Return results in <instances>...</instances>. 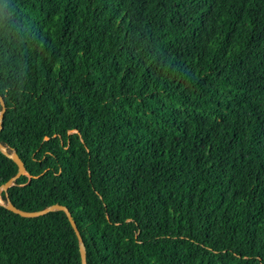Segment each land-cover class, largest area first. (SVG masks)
I'll return each instance as SVG.
<instances>
[{"label":"trees","instance_id":"trees-1","mask_svg":"<svg viewBox=\"0 0 264 264\" xmlns=\"http://www.w3.org/2000/svg\"><path fill=\"white\" fill-rule=\"evenodd\" d=\"M0 95L12 203L87 264H264V0H0ZM0 195V264H82Z\"/></svg>","mask_w":264,"mask_h":264},{"label":"water","instance_id":"water-1","mask_svg":"<svg viewBox=\"0 0 264 264\" xmlns=\"http://www.w3.org/2000/svg\"><path fill=\"white\" fill-rule=\"evenodd\" d=\"M0 103L3 107L2 112L0 113V131L3 128V118L6 114V104L4 101V98L0 95ZM46 140H48V137L46 138ZM0 151L8 158L12 159L18 166L19 170L18 173L11 178L8 182H6L1 190H0V194L2 191L5 192L6 198L8 200V208L9 210H11L12 212L22 216V217H26V218H34V217H39V216H44L48 213L51 212H55V211H63L67 214L68 219L72 225V227L74 228L79 240H80V251H81V257H82V264H87V252H86V248H85V244L83 241V238L80 234V231L78 229V226L71 214V212L69 211V209L66 206L57 204V205H53L45 210H41V211H37V212H25L22 210H19L18 208H16L14 206V204L12 203L11 199H10V195H9V190L11 187L15 186L16 182L22 177L27 175V168L26 165L24 163V161L20 158V156L17 153H12L10 154L8 151V148L6 146H4L1 142H0Z\"/></svg>","mask_w":264,"mask_h":264},{"label":"rangeland","instance_id":"rangeland-1","mask_svg":"<svg viewBox=\"0 0 264 264\" xmlns=\"http://www.w3.org/2000/svg\"><path fill=\"white\" fill-rule=\"evenodd\" d=\"M0 202H1V204H4L3 201H2L1 195H0Z\"/></svg>","mask_w":264,"mask_h":264}]
</instances>
